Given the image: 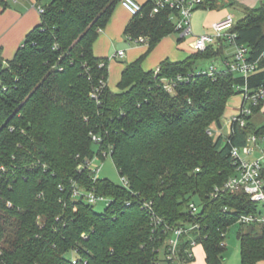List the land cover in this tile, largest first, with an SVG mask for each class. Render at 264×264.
<instances>
[{
	"label": "trees",
	"instance_id": "1",
	"mask_svg": "<svg viewBox=\"0 0 264 264\" xmlns=\"http://www.w3.org/2000/svg\"><path fill=\"white\" fill-rule=\"evenodd\" d=\"M120 2L52 0L13 59H0V264H153L170 233L154 230L144 201L171 226L199 222L207 236L206 263L224 264L222 232L240 214L260 210L243 189L211 193L236 173L232 147L244 146L251 134L264 136V123L254 122L264 100L247 125L233 123L228 136L214 138L208 129L222 127L238 87L264 85V59L248 77L227 70L196 75L169 93L164 80L195 72L201 59L222 56L225 45L178 62L165 59L155 78L156 70H145L143 60L175 27L172 10L153 15L155 0H148L125 35L147 37L149 48L125 64L113 91L109 59L95 56L93 48ZM0 4L7 6L5 0ZM233 4L245 13L233 28L236 42L256 61L264 51V1L256 7ZM204 6L217 8L219 0H205ZM95 144L99 154L112 151L129 187L79 171L94 157ZM72 181L111 198L110 206L96 212L74 198ZM192 201L201 206L198 214L189 211ZM238 238L241 264L264 260V223L242 224Z\"/></svg>",
	"mask_w": 264,
	"mask_h": 264
},
{
	"label": "built area",
	"instance_id": "2",
	"mask_svg": "<svg viewBox=\"0 0 264 264\" xmlns=\"http://www.w3.org/2000/svg\"><path fill=\"white\" fill-rule=\"evenodd\" d=\"M121 4L129 11L132 16L142 14L143 4L138 0H121ZM205 0H155L152 14L160 13L162 10H172L170 19L174 23L175 32L180 34V37L186 38L187 36H194V50L198 52H205L211 46L219 47L221 45H229L234 47L232 59H226L221 61V66L218 63H212L208 68H199L195 72L188 75H179L173 80H164L162 86L169 93L175 94L176 87L183 81H189L196 75H210L215 76L219 72L233 71L240 75L248 77L259 69V63L264 59V51L256 61L249 59V48L246 45L238 44L236 42L237 33L233 31V28L237 22L235 16L231 13L225 18L214 22L211 25L209 32H204L195 35L192 29V18L194 12L204 6ZM35 5L42 14L45 10L44 6L35 2ZM137 44H148L147 37L128 38ZM125 55L124 50L117 51L113 57H123ZM0 59L1 56H0ZM160 72V67L156 69V77ZM106 82H103L105 85ZM241 89L243 95L242 105L238 114L234 115L230 121L231 125L239 124L242 127L248 123V118L253 115L254 109L261 105L264 100V85H261L256 90H250L247 86L238 87ZM100 87L95 88L91 97L95 100L99 99ZM262 110V109H261ZM208 134L214 136L213 127L208 129ZM93 140L99 144L102 142V138L93 135ZM264 136L257 134H251L248 137L247 143L242 146H233L231 149V156L236 165V173L231 176L223 186L215 187L211 195L216 197L221 191L230 190L238 191L243 189L251 198L254 203L262 202L264 205ZM108 155L112 153L111 150L103 149L101 154ZM94 157L87 159L79 167V171L88 169L92 174L94 180L100 178V167L94 164ZM124 187H129L130 182L126 177H123ZM72 195L76 199H84L88 204L94 206L98 202H105L106 207L110 206L111 198L97 193L93 188L87 190L82 188L76 181H72L71 185ZM11 205V203H9ZM105 207V208H106ZM141 207L148 209L151 213V220L154 226V230H163L164 233H170L164 241V245L158 249L160 257L154 261L153 264H190L195 259L194 249L198 245H202V239L206 238V235H202V229L199 222H189L182 225L171 226L164 222V220L157 216L153 211L152 202L144 201ZM201 210V206L195 202H190L189 211L191 214H198ZM229 210V207H225V211ZM239 224H251V223H264V213L260 209L257 213L240 214L238 216ZM227 233L222 232L221 246L227 247ZM86 237V236H85ZM203 237V238H202ZM78 251V250H77ZM75 251V252H77ZM163 251V255L162 254ZM73 263H78V257L75 255L72 257ZM87 262H85L86 264Z\"/></svg>",
	"mask_w": 264,
	"mask_h": 264
},
{
	"label": "crops",
	"instance_id": "3",
	"mask_svg": "<svg viewBox=\"0 0 264 264\" xmlns=\"http://www.w3.org/2000/svg\"><path fill=\"white\" fill-rule=\"evenodd\" d=\"M5 1L7 2V6H3L2 4H0V56L2 60L5 62V64H7L8 61L13 59V57L15 56L18 48L22 45L26 35L35 26H37L40 23L41 14L35 5V2H37V0H5ZM138 1L140 3H145L148 0H138ZM262 1L264 0H220L219 7L217 8L212 9L208 6H202L198 8L195 12H197L198 17H205L207 27L203 31L197 30L196 34L209 32L211 29V25L214 22L225 18L228 14H231L232 13L231 4H233V2H236L240 5L249 6V7H256V6H259ZM132 18L133 16L129 13L127 9H125V7L120 2L115 8L107 26L103 30H101L97 40L94 43L93 50H94L95 56L99 58H108L109 62L115 59V57H112L111 59L107 57L109 55L108 51L110 50V47L114 44V42L119 41L121 39V35H123V33L125 35V29L127 25L129 24V22L132 20ZM192 29H193V20H192ZM168 36L164 37L154 48L155 50L153 54L155 53L159 54V58L157 62L154 61L158 63V65H160V63L164 61L165 59H170L174 62L182 61L192 54L191 52V53H188L187 55L181 56V58L174 59L173 55H178V54H173L171 50H167L162 47ZM228 46L229 45H225L223 55L218 58L219 60H217L219 65L221 64L222 60L230 59L228 56V53L226 52ZM131 48L132 47H127L125 49L120 48L118 49V51L124 50L125 55L123 57H125L127 52ZM137 48L140 49L139 52L143 54V52H147L149 45L148 44H138ZM137 55L138 54H134L133 56H131L130 61L131 62L135 61V59L137 58ZM123 57H118V58H123ZM151 60H152L151 58H148L147 60L146 59L143 60L142 66L145 70L153 69L151 68L152 63H153ZM124 67L125 65L122 66V69L120 72V79H121V75H122V71ZM200 68H205V67H200ZM112 69H113V66L110 67V63H109V78H108L109 87H110V83L112 82L114 75L117 74V70H112ZM112 90L118 91L119 89H116V90L112 89ZM222 127L220 128V131H222ZM231 130H232V125L230 123L228 133L221 132L219 135H223L224 137H226L231 133ZM201 249H203L202 255L206 256L203 246L198 245L194 249L195 259L190 264H198L196 261L198 260V257L200 256ZM224 264H230V263H225L224 261ZM238 264H241V262ZM257 264H264V260L259 261Z\"/></svg>",
	"mask_w": 264,
	"mask_h": 264
},
{
	"label": "rangeland",
	"instance_id": "4",
	"mask_svg": "<svg viewBox=\"0 0 264 264\" xmlns=\"http://www.w3.org/2000/svg\"><path fill=\"white\" fill-rule=\"evenodd\" d=\"M51 1L52 0H41L39 3L44 6V5L49 4ZM231 11H232V14L235 16L236 20H239L244 17V14H245L244 10L240 6L231 4ZM192 20H193L194 34H196L197 30L203 31L207 27L205 17H198L197 12H194ZM194 39H195L194 36L190 35V36H187L185 39L181 40L180 34L177 32H174L166 38L162 47L164 49L171 50L173 54H178V55H173L174 59L181 58V56L187 55L188 53H191V52L194 53V48H193ZM127 47H132V48L127 52L125 57L117 58V59L115 58L109 62L110 67L113 66L112 70H117V74L114 75L112 82L110 83V87L115 90L118 89V82L120 80V72H121L122 66L125 65L126 63L131 62L130 58L134 54H138V55L140 54L139 56L137 55V58H140L141 56L146 54V52H143V54H141L139 52L140 49L137 48L138 44L133 41H130L128 37L124 35L123 33V35H121V39L119 41L114 42V44L110 47V50L108 51L109 55L107 57L111 59L114 53L118 51V49L120 48L125 49ZM154 50L155 49L151 50L148 54H146L144 58V60L145 59L147 60L148 58L152 59L151 61L154 63V64L152 63V67H151L153 68L152 70H156L159 67L158 63H156L159 58V54H156V53L153 54ZM234 50L235 48L231 46H228L226 50L230 59L233 58ZM217 60H219L217 57L201 59L198 62V66L208 68L212 63H218ZM242 101H243L242 93L234 94L229 99L226 111L222 117V126H223L222 131H220V128L217 125L213 126L214 138L217 137L221 132L228 133L230 121L234 115L239 113ZM261 112H259L254 117V122L257 125H262L264 123V108ZM98 149H99L98 146L95 144L94 145L95 155H94L93 162L94 164L99 165L100 167V173H99L100 178L108 179L116 185H122L123 176L120 175L113 158L111 157L110 154L105 155V156L103 155V153L99 154ZM195 200L198 202L199 199L196 198ZM258 206L264 213L263 203L262 202L258 203ZM105 207H106L105 202H98L94 204V210L96 212H103L105 210ZM240 228H241V224L236 223L232 225L228 230L227 239H226L228 245L223 253V256L225 258V263L238 264L241 262V251H240L241 242L238 238V232ZM202 250L203 249L200 250V256L198 257V260L196 261L198 264H204V263L206 264V256L202 255L203 253ZM72 254H73L72 252H69L67 254V257H71ZM161 255H163V251Z\"/></svg>",
	"mask_w": 264,
	"mask_h": 264
}]
</instances>
